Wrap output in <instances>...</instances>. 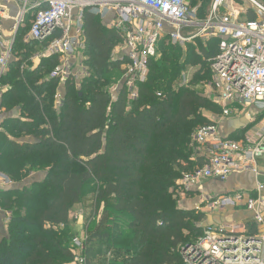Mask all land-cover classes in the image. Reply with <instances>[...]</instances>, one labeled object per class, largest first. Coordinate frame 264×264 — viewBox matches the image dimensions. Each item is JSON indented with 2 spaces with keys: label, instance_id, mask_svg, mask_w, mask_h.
Masks as SVG:
<instances>
[{
  "label": "trees",
  "instance_id": "obj_1",
  "mask_svg": "<svg viewBox=\"0 0 264 264\" xmlns=\"http://www.w3.org/2000/svg\"><path fill=\"white\" fill-rule=\"evenodd\" d=\"M211 1L190 0L200 19ZM247 16L257 18L252 9ZM100 19L88 10L83 14L87 76L65 82L58 107L59 79L51 74L59 58H43L33 67V56L47 43L23 40L31 17L16 35L13 58L0 77L8 87L0 110H20L19 117L0 122V172L16 186L0 193L1 210L11 213L0 235V264H75L70 215L88 196L99 207L85 228V264L109 256V264H182L181 248L204 234L198 227L204 215L179 208L174 190L184 173L204 165L193 138L212 122L201 112L222 109L190 89L173 90L195 61L174 45L150 61L146 82L130 99L123 83L128 61L112 57L122 34ZM212 39L216 49L200 52L210 64L220 43ZM115 86L118 91L110 93ZM16 133L26 139L11 136ZM34 171L44 179L24 185ZM187 232L202 234L192 238Z\"/></svg>",
  "mask_w": 264,
  "mask_h": 264
},
{
  "label": "built area",
  "instance_id": "obj_2",
  "mask_svg": "<svg viewBox=\"0 0 264 264\" xmlns=\"http://www.w3.org/2000/svg\"><path fill=\"white\" fill-rule=\"evenodd\" d=\"M9 1L18 6L19 13L14 19L11 40L4 37L0 26V77L6 74L13 58L19 28L31 17L26 41L47 43L38 59L57 56L61 61L51 78L66 82L73 77L77 82L81 81L87 76L83 14L88 10L103 20H109L110 14L115 17L110 28L122 34L123 41L119 46L124 48V57L128 61L123 83L127 85L130 99L137 98V85L146 82L149 63L157 56L158 45L163 39L167 38L175 46H183L206 34L209 38L220 39L218 54L211 61L217 102L222 109L218 120L241 116L248 107L264 114L262 0H244L257 16L255 21H241L235 15L222 16L221 9L228 0H213L205 19L199 18L198 8L190 0ZM3 13L0 7V15ZM69 62H73L74 70L68 67ZM118 89L115 86L110 93H116ZM62 100V93L57 91L55 105L60 106ZM193 140L204 154V165L182 175L180 186L186 192H198L208 181L225 183L243 170L260 175L258 162L264 158V144L244 146L224 138L216 120L198 127ZM4 184L8 189L14 188V183L0 173V189ZM256 192V198L248 196L247 199L240 193L220 198L203 194V202L211 209L241 207L252 214L244 221L207 229L203 237L180 250L182 264H264V184L259 183ZM77 262L84 264L83 259L76 258Z\"/></svg>",
  "mask_w": 264,
  "mask_h": 264
},
{
  "label": "rangeland",
  "instance_id": "obj_3",
  "mask_svg": "<svg viewBox=\"0 0 264 264\" xmlns=\"http://www.w3.org/2000/svg\"><path fill=\"white\" fill-rule=\"evenodd\" d=\"M212 2L213 0L211 1V5H212ZM211 5L207 9V12H206L207 16L210 12ZM231 6H232V2H231ZM226 9H228V7H226ZM100 20L105 27L110 28L115 20V17L111 16L109 20L107 19H104V20L100 19ZM25 27H26V23L23 25V27L19 28V30L22 28L24 29ZM13 36L14 35L12 34V32H10L7 35V38L11 40L10 37H13ZM28 37H29V31L24 32L23 40L28 39ZM212 40H213L212 38H209L206 34H203L201 35L200 38L194 39L190 43H187L183 46H176L178 47V49H181L183 51V56L192 55L195 61L192 64L186 66L182 74L176 79V81L172 85V88L174 91H178L182 88L195 91L198 94L208 98L211 103H213L215 106L219 108V105L217 102L218 94L216 93L214 72L212 70L209 60L207 63H205L203 61V58H201L200 56V52H201V49H203V47L206 48L208 52H212L216 49L214 45H212ZM29 41L30 40H28V42ZM162 45L163 46L161 49L159 48L160 52L157 55V59L159 60L162 59L163 57V54L165 51L164 48H167L168 45L172 46L173 44L168 39H166V40H163ZM190 45H192V48H190ZM124 53H126L124 48L122 46H117L112 54L113 60L123 59L125 55ZM60 64H61V61H59V64L57 65V67H59ZM68 67L71 70H74L73 62L72 63L69 62ZM85 72L87 73L86 69H85ZM210 72L213 75V77L212 75L210 76ZM2 84L3 83H1V80H0V105L3 100V94L8 89L7 86H5L4 84L2 85ZM64 84H65V81L59 78L57 91L62 94L65 91ZM221 113L203 110L201 112V116L206 121L208 120L212 122L213 120H215L216 116L221 115ZM19 116H20V110L18 109H15L14 111L0 110V122L3 121L4 119H7L8 117H19ZM11 136L16 137L17 139H20V141H22L23 139H26L23 135L17 134V133L15 135L11 134ZM195 146L196 148L194 152L196 155H198L199 154L198 152H200V148L197 145ZM4 177L7 180H9L5 175ZM44 177H45L44 173L34 171L30 175V178L24 182V185H30L34 181L36 182V181L44 179ZM180 182H181V179L177 182L178 184L177 189L174 190L175 192L174 199L177 201V206L181 209L185 208V210H192L196 214L204 215V218L198 223V227L202 229L203 233L207 229L216 228L221 225L234 222L232 218L237 213L234 210L219 209V208L214 210L209 207L208 203L203 202V199H204L203 198L204 196H202L203 194H207L209 196H217L218 198H220L222 195H226L224 194V189L220 190V189L215 188L214 183H204L202 184L198 192L193 191V192L188 193L180 187L179 185ZM215 186L217 185L215 184ZM15 187L16 186L14 185V188ZM6 190H8V187L6 184H4L1 186L0 193ZM98 207L99 205L95 202L94 197L88 196L79 205H76L72 209V212L70 215L69 230L73 235V239L70 243V248L76 251L77 253L76 258H78L80 261L83 259L82 254H83V250L85 246V241L87 239L85 228L89 222V218L90 217L92 218L94 216V211ZM10 218H11V213L2 211L0 207V235L1 236H3L6 233V228H7L6 226L8 225ZM115 232L117 233V231ZM202 232L201 233L187 232L186 234L187 236H190L192 238H195V237L197 238L201 236ZM76 258L74 260L75 264H81L79 262L76 263ZM110 260H112V256H109L107 259H97L92 264H109L108 262Z\"/></svg>",
  "mask_w": 264,
  "mask_h": 264
},
{
  "label": "crops",
  "instance_id": "obj_4",
  "mask_svg": "<svg viewBox=\"0 0 264 264\" xmlns=\"http://www.w3.org/2000/svg\"><path fill=\"white\" fill-rule=\"evenodd\" d=\"M0 7L4 12L2 16L0 15V26L4 37H7V35L12 32L15 23L14 19L18 15L19 9L15 3L9 0H0ZM226 7H228V9H226ZM226 7L221 9L222 16L235 15L241 21L248 19L247 13L252 9L251 5L244 0H228ZM110 17L111 14L109 15V19ZM38 55L39 53L35 54L32 58L34 68L38 67L41 62V59H38ZM254 109L255 108L248 107L245 109L246 112L241 116L229 117L222 120H218L220 115L216 116L215 120L219 122L222 136L232 141L239 142L244 146H254L259 143L264 144V114H259V112ZM263 166L264 158L258 162L259 176H256L250 170H243L233 174L225 183L216 181H208L207 183H214L215 188L220 190L224 189V194L240 193L243 194L244 199H247L248 196L256 198L257 185L259 183L264 184ZM215 184L217 186H215ZM262 197L264 200V193ZM228 210L237 212L232 218L234 222L244 221L250 218L252 214V212L244 210L241 207Z\"/></svg>",
  "mask_w": 264,
  "mask_h": 264
},
{
  "label": "water",
  "instance_id": "obj_5",
  "mask_svg": "<svg viewBox=\"0 0 264 264\" xmlns=\"http://www.w3.org/2000/svg\"><path fill=\"white\" fill-rule=\"evenodd\" d=\"M183 248H181V250H182Z\"/></svg>",
  "mask_w": 264,
  "mask_h": 264
}]
</instances>
